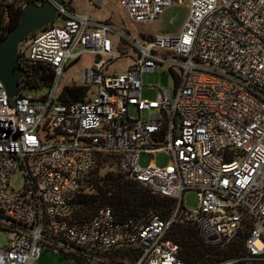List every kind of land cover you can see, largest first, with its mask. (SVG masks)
<instances>
[{
    "label": "built area",
    "instance_id": "2783aa9c",
    "mask_svg": "<svg viewBox=\"0 0 264 264\" xmlns=\"http://www.w3.org/2000/svg\"><path fill=\"white\" fill-rule=\"evenodd\" d=\"M120 2L132 25L156 23L178 6L185 22L176 35H152L141 45L113 21H92L63 4L52 24L18 47L23 91L9 99L0 82V230L7 239L0 264H36L44 249L78 264H115L107 254L119 248L137 252L133 264H185L168 238L173 226L191 228L215 250L245 234L242 251L215 264H264V0ZM86 56L94 61L73 86L88 89L86 100L60 102L72 88L58 90L60 78ZM122 61L123 71H109ZM164 68L173 89L143 100L142 76ZM43 73L48 87L27 91ZM100 155L116 159L126 180L172 199L169 217L148 211L119 221L102 207L80 219L76 200ZM142 155L151 157L143 169ZM159 155L169 159L162 168L154 165ZM16 173L21 191L10 185ZM186 192L196 197L194 210L183 207Z\"/></svg>",
    "mask_w": 264,
    "mask_h": 264
},
{
    "label": "trees",
    "instance_id": "16d2710c",
    "mask_svg": "<svg viewBox=\"0 0 264 264\" xmlns=\"http://www.w3.org/2000/svg\"><path fill=\"white\" fill-rule=\"evenodd\" d=\"M72 2L73 0L64 2V5L71 11L73 10ZM28 4L27 0H15L0 13V40L4 39L18 24L22 9ZM4 13L7 21L3 17ZM37 33L39 32L31 34L28 40ZM49 80L50 75L43 73L40 76L42 84L30 86L27 91L35 93L44 91L48 87ZM24 83V80L19 82L21 92L24 89ZM87 92L88 89L81 87L65 89L60 95L59 101L82 103L86 100ZM95 171V177L89 183V190L92 192L85 195L80 194L76 200L80 219L92 217L102 207H110L119 221L139 217L148 211L156 213L162 219L169 217L174 207V201L154 196L142 185L126 180L119 173L118 162L113 157L100 155ZM244 237L245 234H240L227 249L215 250L205 247L191 228L173 226L168 234V238L179 246L181 258L185 264H215L231 259L242 251ZM107 256L115 264H133L138 258L137 252L131 248H119L111 251Z\"/></svg>",
    "mask_w": 264,
    "mask_h": 264
},
{
    "label": "rangeland",
    "instance_id": "374dc122",
    "mask_svg": "<svg viewBox=\"0 0 264 264\" xmlns=\"http://www.w3.org/2000/svg\"><path fill=\"white\" fill-rule=\"evenodd\" d=\"M15 0H0V13L5 9V7ZM66 1V0H65ZM26 6V5H25ZM71 7L72 11L78 16H86L92 21L103 22V21H113L114 26L126 34L129 38L135 41L137 44L144 45L149 36L152 35H176L180 32L186 18V8L184 6H178L168 9L160 19L153 24L147 25H132L128 22L126 12L123 8L120 0H108L105 7L99 8L95 5V0H73ZM5 21L6 15H3ZM28 40V39H27ZM25 42L19 45L22 47ZM94 59L92 57H82L78 62L72 64L64 73L63 77L60 78L58 83V90L62 89L64 86L72 87L78 85V78L80 72L84 69L91 67ZM127 66V62L116 63L110 68V72L123 71ZM143 88L141 91V98L143 100L154 101L158 94L165 92L166 90L173 89V77L171 72L164 68L162 70H156L151 73H146L141 79ZM129 117L136 119L138 114L135 108L129 109ZM141 119L145 120V114H141ZM169 161L168 157L165 155H159L154 160V165L156 167H164ZM151 163V157L148 155H142L138 161L140 168H145ZM95 168L90 172L86 181L84 182L81 194H90L92 191L89 190V183L95 177ZM100 174H102L100 172ZM11 187L16 191H21L24 186V180L22 175L16 173L12 176L10 180ZM183 207L187 211L194 210L197 207L196 197L192 193L186 192L182 196ZM183 227V226H181ZM7 244L6 235L0 230V247ZM36 264H78L75 260L67 257H63L57 252H49L43 250L40 257L38 258Z\"/></svg>",
    "mask_w": 264,
    "mask_h": 264
},
{
    "label": "water",
    "instance_id": "95a60500",
    "mask_svg": "<svg viewBox=\"0 0 264 264\" xmlns=\"http://www.w3.org/2000/svg\"><path fill=\"white\" fill-rule=\"evenodd\" d=\"M64 1L50 0L42 5L29 3L24 6L18 24L4 39L0 40V82L9 99L19 95V82L24 76V72L17 67L19 45L31 34L40 32L52 24L56 20L58 8L64 4ZM176 122L179 124L180 120L177 119Z\"/></svg>",
    "mask_w": 264,
    "mask_h": 264
},
{
    "label": "clouds",
    "instance_id": "9594fccd",
    "mask_svg": "<svg viewBox=\"0 0 264 264\" xmlns=\"http://www.w3.org/2000/svg\"><path fill=\"white\" fill-rule=\"evenodd\" d=\"M65 2V1H64ZM48 27V26H47Z\"/></svg>",
    "mask_w": 264,
    "mask_h": 264
}]
</instances>
